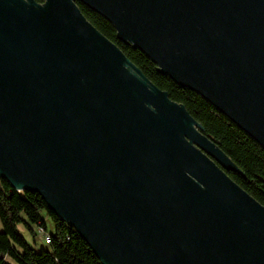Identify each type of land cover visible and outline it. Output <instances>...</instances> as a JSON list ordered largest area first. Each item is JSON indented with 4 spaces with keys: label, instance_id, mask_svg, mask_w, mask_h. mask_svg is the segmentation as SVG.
<instances>
[{
    "label": "water",
    "instance_id": "obj_1",
    "mask_svg": "<svg viewBox=\"0 0 264 264\" xmlns=\"http://www.w3.org/2000/svg\"><path fill=\"white\" fill-rule=\"evenodd\" d=\"M79 1L264 149V0ZM228 172L76 0H0V180L102 264H264V205Z\"/></svg>",
    "mask_w": 264,
    "mask_h": 264
},
{
    "label": "trees",
    "instance_id": "obj_2",
    "mask_svg": "<svg viewBox=\"0 0 264 264\" xmlns=\"http://www.w3.org/2000/svg\"><path fill=\"white\" fill-rule=\"evenodd\" d=\"M44 4L46 0H35ZM84 16L103 35L115 43L144 75L159 89L166 91L172 101L183 104L204 127L209 137L227 154L244 176L228 175L246 192L264 205V149L197 92L181 87L165 74L156 71L157 65L138 48L126 45L117 38L114 26L101 15L76 0ZM49 218L54 231L50 232ZM0 264H102L88 244L68 224L62 221L38 193L17 191L0 180ZM23 225L37 237L38 225L51 235L49 248L31 246L20 233Z\"/></svg>",
    "mask_w": 264,
    "mask_h": 264
},
{
    "label": "rangeland",
    "instance_id": "obj_3",
    "mask_svg": "<svg viewBox=\"0 0 264 264\" xmlns=\"http://www.w3.org/2000/svg\"><path fill=\"white\" fill-rule=\"evenodd\" d=\"M47 223L49 225L50 232L54 231L53 224L49 218H47ZM2 229V226L0 224V230ZM20 233L25 237V239L30 243L31 246L35 247L36 249L40 250L42 248H49V245L42 241L34 242L33 236L25 229L23 225H20L18 227Z\"/></svg>",
    "mask_w": 264,
    "mask_h": 264
},
{
    "label": "built area",
    "instance_id": "obj_4",
    "mask_svg": "<svg viewBox=\"0 0 264 264\" xmlns=\"http://www.w3.org/2000/svg\"><path fill=\"white\" fill-rule=\"evenodd\" d=\"M37 237L39 241L45 242L48 245L51 244L52 237L50 233L45 228H43L41 225H38Z\"/></svg>",
    "mask_w": 264,
    "mask_h": 264
}]
</instances>
